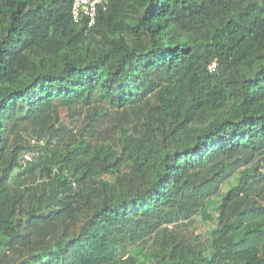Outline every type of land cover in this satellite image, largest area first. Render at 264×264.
<instances>
[{
    "label": "trees",
    "instance_id": "16d2710c",
    "mask_svg": "<svg viewBox=\"0 0 264 264\" xmlns=\"http://www.w3.org/2000/svg\"><path fill=\"white\" fill-rule=\"evenodd\" d=\"M72 2L0 0V264H264V0Z\"/></svg>",
    "mask_w": 264,
    "mask_h": 264
},
{
    "label": "built area",
    "instance_id": "2783aa9c",
    "mask_svg": "<svg viewBox=\"0 0 264 264\" xmlns=\"http://www.w3.org/2000/svg\"><path fill=\"white\" fill-rule=\"evenodd\" d=\"M110 0H73L71 8V16L76 24L86 22L89 27L96 25L97 18L100 12L108 10ZM216 64L213 63L209 66V71L214 72ZM33 153L25 154V161L32 160Z\"/></svg>",
    "mask_w": 264,
    "mask_h": 264
},
{
    "label": "rangeland",
    "instance_id": "374dc122",
    "mask_svg": "<svg viewBox=\"0 0 264 264\" xmlns=\"http://www.w3.org/2000/svg\"><path fill=\"white\" fill-rule=\"evenodd\" d=\"M194 227L196 228H199L198 225L196 224V222H193L192 225H189L188 227V232H192V231H197L198 233H200L198 230H194ZM186 229V228H185ZM191 236V235H190ZM205 240V237L204 238H200V241L203 242Z\"/></svg>",
    "mask_w": 264,
    "mask_h": 264
}]
</instances>
